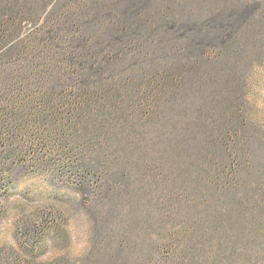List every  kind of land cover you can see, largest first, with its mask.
<instances>
[{
    "label": "trees",
    "instance_id": "trees-1",
    "mask_svg": "<svg viewBox=\"0 0 264 264\" xmlns=\"http://www.w3.org/2000/svg\"><path fill=\"white\" fill-rule=\"evenodd\" d=\"M120 1L0 0V216L46 176L91 193L103 250L86 264H264V142L226 53L152 55L172 15ZM246 32L264 46L260 22Z\"/></svg>",
    "mask_w": 264,
    "mask_h": 264
},
{
    "label": "rangeland",
    "instance_id": "rangeland-1",
    "mask_svg": "<svg viewBox=\"0 0 264 264\" xmlns=\"http://www.w3.org/2000/svg\"><path fill=\"white\" fill-rule=\"evenodd\" d=\"M143 2L172 15L151 36L148 53L167 58L184 47V53L175 54L179 59L208 61L226 53L225 88L239 96L248 130L264 142V46L253 38L239 40L253 21L264 26V0H121L117 9ZM90 195L46 176L18 180L2 201L0 264H86L103 250L96 212L84 202Z\"/></svg>",
    "mask_w": 264,
    "mask_h": 264
}]
</instances>
